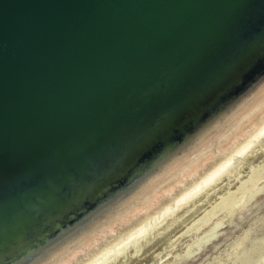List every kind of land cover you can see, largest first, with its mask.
I'll use <instances>...</instances> for the list:
<instances>
[{"label": "water", "instance_id": "95a60500", "mask_svg": "<svg viewBox=\"0 0 264 264\" xmlns=\"http://www.w3.org/2000/svg\"><path fill=\"white\" fill-rule=\"evenodd\" d=\"M263 62L264 0H0V264L73 229Z\"/></svg>", "mask_w": 264, "mask_h": 264}, {"label": "bare ground", "instance_id": "6f19581e", "mask_svg": "<svg viewBox=\"0 0 264 264\" xmlns=\"http://www.w3.org/2000/svg\"><path fill=\"white\" fill-rule=\"evenodd\" d=\"M263 73L264 62L255 65L163 159L112 192L66 234L49 239L24 264L46 256L37 264H158L177 250L176 255L194 252L205 234L200 241L193 236L179 242L224 207L234 210L264 178V79L257 81ZM240 259L238 264H248Z\"/></svg>", "mask_w": 264, "mask_h": 264}, {"label": "rangeland", "instance_id": "374dc122", "mask_svg": "<svg viewBox=\"0 0 264 264\" xmlns=\"http://www.w3.org/2000/svg\"><path fill=\"white\" fill-rule=\"evenodd\" d=\"M262 179V182H258H261L259 186H257L258 183L256 184L257 188L254 186V188L248 191V194L247 192L244 193L241 201L239 200L235 204L234 210L224 207L215 215L216 218L213 216L203 226L201 225L197 229L192 228V232L190 233L192 236L185 237L183 241L179 242V244H182V242L187 243L190 237L199 238L205 234L203 241L199 243L198 248L194 252L191 254L181 252L180 255H176L175 253L179 251L177 250L158 264H238L241 254L243 256L241 255L240 262L248 259V264H264V253L260 255L264 249V178ZM256 189L259 190L256 191ZM214 221L220 223L215 228H212L215 223ZM212 231L214 233H210ZM246 231H248L247 233L250 236L246 239L247 241L242 242L244 245H239V250L235 248L234 251L235 244L237 242L241 243V238ZM208 260L209 262H207Z\"/></svg>", "mask_w": 264, "mask_h": 264}]
</instances>
